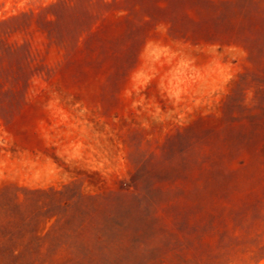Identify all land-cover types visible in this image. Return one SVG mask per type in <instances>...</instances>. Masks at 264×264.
Returning <instances> with one entry per match:
<instances>
[{"label": "rangeland", "instance_id": "rangeland-1", "mask_svg": "<svg viewBox=\"0 0 264 264\" xmlns=\"http://www.w3.org/2000/svg\"><path fill=\"white\" fill-rule=\"evenodd\" d=\"M160 256L264 264V0H0V264Z\"/></svg>", "mask_w": 264, "mask_h": 264}, {"label": "trees", "instance_id": "trees-1", "mask_svg": "<svg viewBox=\"0 0 264 264\" xmlns=\"http://www.w3.org/2000/svg\"><path fill=\"white\" fill-rule=\"evenodd\" d=\"M124 190H130L129 189V187L128 186H121ZM163 257H165V256H160L159 258H158V260H157V262L156 263H154V264H162L163 263V261H164V258Z\"/></svg>", "mask_w": 264, "mask_h": 264}]
</instances>
